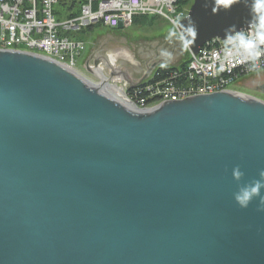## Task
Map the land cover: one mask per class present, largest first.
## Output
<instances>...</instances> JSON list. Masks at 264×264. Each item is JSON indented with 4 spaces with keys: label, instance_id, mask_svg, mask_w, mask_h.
Returning a JSON list of instances; mask_svg holds the SVG:
<instances>
[{
    "label": "water",
    "instance_id": "obj_1",
    "mask_svg": "<svg viewBox=\"0 0 264 264\" xmlns=\"http://www.w3.org/2000/svg\"><path fill=\"white\" fill-rule=\"evenodd\" d=\"M188 15L195 55L249 11L192 0ZM168 31L95 38L83 68L127 110L48 59L0 52V264H264V212L238 208L231 178L264 170V103L222 92L128 111L161 49L186 61Z\"/></svg>",
    "mask_w": 264,
    "mask_h": 264
},
{
    "label": "built area",
    "instance_id": "obj_2",
    "mask_svg": "<svg viewBox=\"0 0 264 264\" xmlns=\"http://www.w3.org/2000/svg\"><path fill=\"white\" fill-rule=\"evenodd\" d=\"M58 3L59 0H0V52L20 54V48H28V55L76 72L77 60L86 46L75 33L96 25L106 30L126 29L138 16L162 18L172 25L173 19L186 17L192 0L182 6L179 0H84L75 17H69L74 14L71 10L65 16L55 11ZM63 16L66 18L61 20ZM189 60L191 68L185 73H178L177 68L171 79L157 80L139 94L128 96L130 89L126 88L125 98L141 110L152 109L169 103V98H179L181 102L208 96L209 91L230 87L235 80L264 69V57L252 68L240 63L238 57L228 56L220 39L207 42L195 55L190 54ZM141 94L145 98L136 97Z\"/></svg>",
    "mask_w": 264,
    "mask_h": 264
},
{
    "label": "clouds",
    "instance_id": "obj_3",
    "mask_svg": "<svg viewBox=\"0 0 264 264\" xmlns=\"http://www.w3.org/2000/svg\"><path fill=\"white\" fill-rule=\"evenodd\" d=\"M204 4L211 5L213 15L226 13L234 5L248 8L246 27L237 28L233 24L224 30V50L228 56L238 57L240 63L257 67L260 59L264 57V0H204ZM182 20L186 23H181ZM171 23L172 27L166 38L178 41L185 50L194 46L198 29L191 17H177ZM160 56L165 60L161 67H167L168 62L173 59V54L164 49H161ZM231 178L237 186L233 201L238 208L247 209L253 201H257V212H264V170L258 172V178L244 181V172L237 165L231 170Z\"/></svg>",
    "mask_w": 264,
    "mask_h": 264
},
{
    "label": "rangeland",
    "instance_id": "obj_4",
    "mask_svg": "<svg viewBox=\"0 0 264 264\" xmlns=\"http://www.w3.org/2000/svg\"><path fill=\"white\" fill-rule=\"evenodd\" d=\"M81 0H68L64 9L62 8L61 4L58 3L54 6L55 11H59L61 14H69V11L73 13H77L79 11L80 2ZM71 2H74V5L71 9H69V6ZM190 6V5H189ZM188 6V10H189ZM61 20H64V17ZM149 18V17H148ZM172 25L165 19L162 18H153V19H147L140 23H134L133 25L129 26L126 29H121L118 31L119 34H123L128 38L134 39L137 37L142 38H150L153 36L161 35L165 32H167ZM108 31L101 25H96L91 29H83L79 33H75V37L78 39H81L84 41V44L86 46L84 53L81 55V57L77 60L76 64V73H78L82 78L88 80L89 82L99 84L100 79L87 70L83 68V62L89 55L90 49L93 48L94 40L97 36H100L102 34H107ZM186 52L189 54L188 50ZM190 55V54H189ZM228 89H231V91H234L236 93H240V89L238 87L230 86ZM247 93V94H246ZM244 95H248L250 97L256 98L257 100L264 103V95L257 92H252L251 90L244 91ZM125 98V94L122 95Z\"/></svg>",
    "mask_w": 264,
    "mask_h": 264
},
{
    "label": "bare ground",
    "instance_id": "obj_5",
    "mask_svg": "<svg viewBox=\"0 0 264 264\" xmlns=\"http://www.w3.org/2000/svg\"><path fill=\"white\" fill-rule=\"evenodd\" d=\"M20 54H26L28 55V48H20ZM191 68V60H188L187 65L185 68L178 67V73H185L188 69ZM67 73H70L72 76L76 77L78 80H80L82 83L87 84L88 86L97 89L100 94H102L105 98L109 99L112 104L115 107H122L127 110V105L125 102L118 96L116 92L109 88L102 87L100 84H95L92 82H89L88 80L82 78L78 73L75 71L65 70ZM155 74H153L148 80L142 82L141 84H138L134 87L130 88V91H132V94H139L140 92H146L147 88L153 87V85L157 82V80H154ZM222 92H228V87H218V91H209V95L222 93ZM234 92V91H231ZM241 96V94H238ZM237 95V96H238ZM244 97V96H243ZM123 98V97H122ZM179 102V98H169V103H177ZM128 104V103H127ZM128 111L132 113V116H138L142 117L143 115H151L153 113H156V110L154 109L153 112L148 113H140L134 110L133 106L128 104Z\"/></svg>",
    "mask_w": 264,
    "mask_h": 264
},
{
    "label": "flooded vegetation",
    "instance_id": "obj_6",
    "mask_svg": "<svg viewBox=\"0 0 264 264\" xmlns=\"http://www.w3.org/2000/svg\"><path fill=\"white\" fill-rule=\"evenodd\" d=\"M108 31L107 33V36H114V35H117L119 34L118 31L119 30H106ZM88 61H85L84 63V67L88 70V65H87ZM96 64V66H95ZM98 62L97 61H92V65H93V71L95 72L97 69H98ZM159 65V63H153L151 64L150 66H146L144 68V72L143 73H146L148 70H150V73L155 70L157 68V66ZM89 71V70H88ZM90 72V71H89ZM92 72V71H91ZM149 73V74H150ZM145 75V74H144ZM263 79L258 82L256 79H260L262 78ZM123 80V79H122ZM126 82V80H123ZM238 84V87L239 89L241 90L239 94L241 95H244V91H247L249 89L252 90V92H257V93H261L262 95H264V70L258 72V73H255V74H252L250 76H247V77H244V78H241L237 81ZM247 94V93H246ZM250 99H253V100H257L256 98H253V97H250L248 95H244ZM259 101V100H257Z\"/></svg>",
    "mask_w": 264,
    "mask_h": 264
},
{
    "label": "trees",
    "instance_id": "obj_7",
    "mask_svg": "<svg viewBox=\"0 0 264 264\" xmlns=\"http://www.w3.org/2000/svg\"><path fill=\"white\" fill-rule=\"evenodd\" d=\"M67 1L68 0H59V3L61 4V6H65L66 3H67ZM83 1L84 0H81L79 2V4L81 5L83 3ZM190 2H191V0H179V5L180 6H182V5H188ZM73 5H74V2H71L70 6H69V9H71L73 7ZM78 12L77 13H74V14H71L69 17H75V16H77ZM147 19H150V18H148L146 16H138V17H135L133 19V24L134 23L143 22V21H145ZM151 19H153V18H151ZM88 29H90V28H88ZM189 57H190V55L188 54L186 61H184L183 63H180L178 66H167V67H161V65L160 66H157V68L155 69L156 74L154 76V80L156 81V80L171 79L172 78L171 77V74L173 72H175L178 67H180V68H185L186 67L187 62L189 60ZM131 94H132V91H130L129 93H127L128 96H130ZM136 97L137 98H141V97L142 98H145V95L144 94H141V95L136 96ZM135 101H136V99H135Z\"/></svg>",
    "mask_w": 264,
    "mask_h": 264
}]
</instances>
